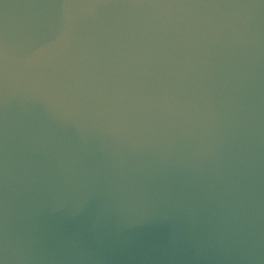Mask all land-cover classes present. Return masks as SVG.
Masks as SVG:
<instances>
[{
	"label": "clouds",
	"instance_id": "9594fccd",
	"mask_svg": "<svg viewBox=\"0 0 264 264\" xmlns=\"http://www.w3.org/2000/svg\"><path fill=\"white\" fill-rule=\"evenodd\" d=\"M0 264H264V0H0Z\"/></svg>",
	"mask_w": 264,
	"mask_h": 264
}]
</instances>
